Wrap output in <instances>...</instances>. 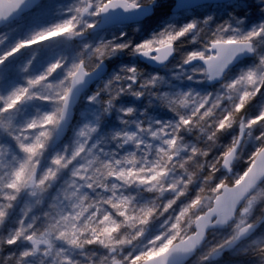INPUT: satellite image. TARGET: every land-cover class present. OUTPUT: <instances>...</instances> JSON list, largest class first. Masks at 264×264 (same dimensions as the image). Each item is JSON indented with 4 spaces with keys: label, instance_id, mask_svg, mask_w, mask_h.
Listing matches in <instances>:
<instances>
[{
    "label": "rangeland",
    "instance_id": "rangeland-1",
    "mask_svg": "<svg viewBox=\"0 0 264 264\" xmlns=\"http://www.w3.org/2000/svg\"><path fill=\"white\" fill-rule=\"evenodd\" d=\"M108 1L43 0L32 12L0 30V70L9 59L12 66L16 64L21 70L17 73L8 68L0 74L8 85L10 81L17 83L11 91L17 95L15 102L2 108L7 103L0 98V142L10 139L7 136L10 133L15 139H31V142L47 139L42 144L37 166L45 164L51 153L55 111L59 108L60 114L67 81L69 85L78 65L83 63L86 70L92 71L101 63L127 58L114 65L106 81L83 96L75 110L76 123L67 138L87 139L99 133V139L116 144L114 152L107 150V154L96 155L87 175L94 181L98 175L101 184L111 180L112 184L107 185L111 187V195L107 192L104 196H91L89 183L77 184L78 192L85 186L88 191L55 211L49 247L41 249L43 256L35 257L30 263V251L23 249L18 258L25 261L22 264H112L115 256L107 248H125L131 243L135 245L120 253V264H135L142 257L147 260L159 255L173 240L187 233L191 223L187 228L186 210H172L173 199H159V205L169 199L159 210V216L158 209L152 210L151 205L137 204L127 190L136 181L142 182L138 173L160 180L159 184L151 182L154 185H148V189L169 190L171 198L193 189L191 193L197 197H193L192 205H196L200 193L212 205L226 179L217 163L234 147L240 130H245V138L232 168L236 181L243 178L264 141V0L201 7L162 26L146 21L91 34V29L101 21V9ZM128 1L135 5L157 2L160 7L175 4V0ZM30 32L35 34L28 37ZM233 41L252 43L254 57L230 70L220 84L206 86V71L201 65L185 68L191 58L209 57V43ZM176 42L182 44L173 60L161 70L146 73L136 87L138 53ZM116 82L120 84L115 85ZM101 93L114 98L112 122L105 118ZM16 101L20 103L17 102V108ZM242 108H246L248 115L235 128L234 113ZM32 130L36 131L35 135L31 134ZM121 139L129 143L122 145ZM59 149L52 162L63 173L66 170L58 156L67 150L62 153ZM6 152L11 156L18 154L21 159L26 155L18 146L4 150L0 145V163L10 158ZM127 157L138 161L129 163ZM10 159L14 163L15 158ZM28 194V190H23L17 204ZM248 202L242 209L245 215L212 232L188 264H264V228L237 246L226 260L214 263L210 260L212 253L235 238L242 226L255 223L263 215L264 183ZM12 211L0 213L1 225ZM156 217L162 224L160 231L148 243L139 242L137 237L143 227ZM125 223L128 231L123 230ZM90 236L101 246V253L93 263H87L74 249ZM0 264H15V261L13 257L3 256L0 250Z\"/></svg>",
    "mask_w": 264,
    "mask_h": 264
},
{
    "label": "trees",
    "instance_id": "trees-1",
    "mask_svg": "<svg viewBox=\"0 0 264 264\" xmlns=\"http://www.w3.org/2000/svg\"><path fill=\"white\" fill-rule=\"evenodd\" d=\"M170 7L171 6L160 7L157 3V8L155 10L154 16L147 22L155 21L158 22V26H162L163 24L175 18L188 16L193 13V11H191L174 16L170 14ZM34 34V32H30L27 35L28 37H31ZM173 44L176 46V48H178L182 43L176 42ZM10 50H12V48L9 49L7 52H10ZM126 59L127 58H122L116 59L115 62H108V74L112 70L114 65L117 64V62H119L120 64L123 60ZM9 61L10 59L4 62L5 65L3 64L2 69L0 70V74L1 72L7 71L8 68L13 70L14 72L20 73L21 70L17 69V65L15 64L12 66V63L10 64ZM135 65V73L137 79V83H135V85L136 87H138L142 77L149 71L153 72L155 70L141 64L138 60H136ZM4 79L5 77H0V98L4 99L7 105L3 106L2 108L8 107L10 104L15 102L17 98V95L11 92L14 86L17 85V83L15 82L14 85L13 81H10L8 85ZM107 79L108 78L106 77L104 80L106 81ZM117 84L120 83L116 82L115 85ZM68 86L69 85L67 81V86L65 89L66 92ZM11 95L13 96L11 97ZM100 99L104 101L103 104L106 107L105 118L109 122L114 121V112L112 113V107L114 108V98L111 96L107 97L105 95H102L101 93ZM17 102L18 101H16V108ZM126 102L127 101L124 100V103ZM18 105H20L19 102ZM55 113L56 115L54 116V125H57L59 117V108H57ZM246 114L248 115V113L246 112V108H242V110L234 113L235 128H237V123H239L240 120L244 116H246ZM11 115L13 116L12 113ZM75 123L76 115L73 126L75 125ZM10 130L11 132L14 131V124L11 125ZM30 132L34 135L36 133L35 130H32ZM52 135H55L54 131L52 132ZM7 136H11L10 139H3V141L0 142L2 148L4 150L8 148L9 150L12 146H18L26 152V155L21 159L18 154L11 156L10 154H8V152H6L5 154L10 155V158H15L14 163H12L10 158L7 161H3L0 163V213L3 212V214H5L13 210L12 213L8 215L7 222L3 223V225L0 224V250L3 256H9L11 258L13 257L15 264H22L25 261L18 258L23 249H28V251H30L28 262L30 263L32 262V260H34L35 257L43 256V254L39 252L41 249L46 250L49 247V234L54 229L53 224L55 211H57L58 208L64 206L69 202L77 201L84 191H88V187L85 186V188L81 192H78L77 184H83L84 182L89 183V188H91V190L89 189V192L91 196H104L107 194V192L109 196L111 195V187L107 188V185L110 186L112 184L111 180L108 179L104 184H101L98 181V175L97 180L94 176L95 181L92 179L90 180L87 175L90 171L91 165H94V161H96L97 159L96 155L101 156V154L103 153L104 155L105 152L107 154V150H109L110 152H114L116 144L107 143L106 139H99V133H97L96 136H89L87 139H65V141L59 145V147H61V150H59L62 151V153L67 150L65 151L64 155L58 156V159L63 160V168L64 170H66V172L61 173V171H59L52 162L54 155L58 152V148L55 151H52L51 148V153L48 155L46 163L37 166L38 156L43 150L42 144H45L47 139H38V141L36 142H31V139H15L12 133ZM49 140L51 141L52 139ZM126 141L129 143L127 139H121L120 143L122 145H126ZM11 143H13L12 146L9 145ZM263 148L264 141L262 142L259 150ZM127 161L129 163L136 162L138 161V158L127 157ZM217 165H222V159L218 161ZM148 171L149 169L145 172ZM152 171L154 170L152 169ZM166 172L170 173L167 168ZM138 174L140 176L139 180H142V182L136 181V183L133 185V188L127 190L129 193L133 194V198L136 203L139 205H151L152 210L154 208L158 209L159 216V210L161 209V207L167 204L169 202V199H173L174 202L171 203L172 210H186V221L188 225L186 227L189 228V223L191 224L189 231L185 233L181 238H176L175 240H173L172 244L189 236L193 232L194 220L211 207V205L209 204L210 201L208 200V197L205 198V194L200 193L198 200H196V205H192L193 197H197L196 194L191 193L193 189H190L191 192L189 193L185 192L171 198V192H169V190L158 188L148 189V185H154L151 182H156L157 184H159V179H155L151 176H146L140 172ZM12 175L14 177L11 181ZM2 177H5V180H3ZM236 182L237 181L234 180L233 177H227L226 175L224 185L232 186ZM23 190H28V197L24 198L22 202L17 204V201L20 198V194ZM115 190L116 192H119L118 188H116ZM166 198L169 199L159 205V199L161 201H164V199ZM34 200H36V202ZM248 204L249 202L247 203V206ZM243 211L239 213L237 217L245 215V212ZM126 226L127 225L125 223L123 227L124 231H128ZM161 228V221L159 220V217H156L152 219L149 224H146L143 227L141 233L137 237V240L143 244H146L149 242V240H153L154 233L159 232ZM263 228L264 225L261 226L257 232H259ZM28 230H31L33 233H35L32 234ZM55 233H57V231ZM183 233L184 232L180 233V235H182ZM212 234L213 233H210L208 235L207 240L211 238ZM232 240L233 239H230L228 242H226V244ZM39 243L44 244L45 247L35 251L34 247ZM226 244H224L223 246H225ZM133 245L135 244L131 243L125 248L108 247L107 250L115 256V260L112 264H120V262L122 261L120 253L128 251ZM74 249L78 251L77 254H79V257L84 258L87 263H93L96 260L98 254L101 253V246L98 242H93L91 236L89 240L85 241L81 245L79 244ZM160 251L162 250H159L158 252ZM262 254L264 258V253ZM228 255L229 253L221 260H226ZM145 259L146 257H142L135 264L141 263Z\"/></svg>",
    "mask_w": 264,
    "mask_h": 264
},
{
    "label": "water",
    "instance_id": "water-1",
    "mask_svg": "<svg viewBox=\"0 0 264 264\" xmlns=\"http://www.w3.org/2000/svg\"><path fill=\"white\" fill-rule=\"evenodd\" d=\"M42 0H0V30L21 19L32 11ZM241 0H175L170 12L172 15L193 10L203 5H221ZM156 3L134 5L127 0H110L101 9V21L91 29L92 33L107 29L144 22L155 13ZM86 13V12H85ZM84 13V14H85ZM207 58L194 57L186 62L185 67L201 65L207 76V86L220 84L225 75L240 62L254 57L253 45L249 42H214L210 44ZM175 46L165 45L160 48L141 51L139 61L153 69H163L174 57ZM108 73V66L100 64L92 71H87L81 63L73 74L68 91L64 97L52 150L64 142L75 119V108L81 98ZM244 129L233 149L224 157L223 171L232 175V166L238 150L243 144ZM264 183V149L256 155L244 178L236 185L224 186L215 197L212 207L194 222V233L186 239L174 243L165 252L140 264H187L205 244L210 232L226 228L236 218L244 203ZM264 224V212L254 224L239 229L236 238L211 256V261L221 259L225 254L249 240ZM42 244L35 247H41Z\"/></svg>",
    "mask_w": 264,
    "mask_h": 264
},
{
    "label": "flooded vegetation",
    "instance_id": "flooded-vegetation-1",
    "mask_svg": "<svg viewBox=\"0 0 264 264\" xmlns=\"http://www.w3.org/2000/svg\"><path fill=\"white\" fill-rule=\"evenodd\" d=\"M34 250H35V248H34ZM36 251V250H35Z\"/></svg>",
    "mask_w": 264,
    "mask_h": 264
}]
</instances>
